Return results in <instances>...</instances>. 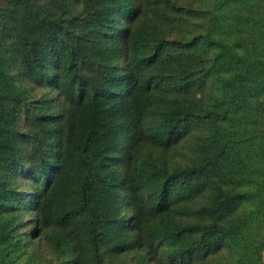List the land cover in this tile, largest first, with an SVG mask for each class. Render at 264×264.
<instances>
[{
    "label": "trees",
    "instance_id": "obj_1",
    "mask_svg": "<svg viewBox=\"0 0 264 264\" xmlns=\"http://www.w3.org/2000/svg\"><path fill=\"white\" fill-rule=\"evenodd\" d=\"M37 85L68 103L62 131L21 126ZM136 247L139 264H264V0H7L0 264H127Z\"/></svg>",
    "mask_w": 264,
    "mask_h": 264
},
{
    "label": "rangeland",
    "instance_id": "obj_2",
    "mask_svg": "<svg viewBox=\"0 0 264 264\" xmlns=\"http://www.w3.org/2000/svg\"><path fill=\"white\" fill-rule=\"evenodd\" d=\"M4 5L6 7L7 0H0V7H3ZM76 9L79 10L78 5L76 6ZM48 87L49 85H37L36 87H34V92L29 96V101H33L35 106L38 105L37 101H40L42 102V105L39 108L38 106L35 107L31 111L32 117L30 118V120H27L25 116L23 117L21 126H23L24 128H28L30 130L38 132L41 131L42 128H47V130H49L53 134L56 131L59 132L60 130L62 131L64 129V121L69 115L68 103H64L58 100L56 98V94L53 93ZM54 99H56V101H54ZM40 113H42L43 115H50L51 119H48V121L46 122L35 123L34 119L36 115ZM27 124H29V126ZM193 135L194 134L192 133L189 134V136L185 137L180 143L176 144L172 147V149L166 152L170 164L174 162L184 163L189 159L192 151ZM30 147L33 148V145H31ZM34 152L35 151H32L30 153ZM31 157V160H33L35 163L39 162L40 157L36 154H32ZM106 167L108 169H113V165H108ZM28 168V165H25V167L17 166L16 171H14L13 174V182L15 183V187L19 193V196L21 197L20 200L15 201V205H18L20 207L19 209L15 210V223L22 221V224H16L17 227L15 229V232L16 234L19 233V237L23 238L24 241L28 238L27 231H29V229H36L35 210L33 206L35 185L33 183L32 177L28 175ZM38 182L36 183V185H38ZM189 204L192 205L193 203ZM122 213L126 218H130L132 215V210L126 202H124ZM24 222H27L28 224L26 225L24 224ZM137 251L138 248L136 247L125 255L115 257L114 259L116 261L126 260L127 264H139L140 255L137 254ZM48 257H50V255H48ZM108 257H110V255H108ZM141 264L145 263L143 262Z\"/></svg>",
    "mask_w": 264,
    "mask_h": 264
}]
</instances>
